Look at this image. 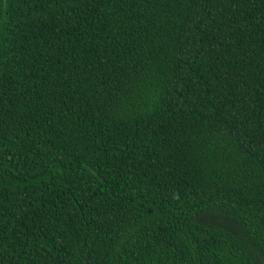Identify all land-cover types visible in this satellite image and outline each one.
Masks as SVG:
<instances>
[{
    "label": "trees",
    "instance_id": "trees-1",
    "mask_svg": "<svg viewBox=\"0 0 264 264\" xmlns=\"http://www.w3.org/2000/svg\"><path fill=\"white\" fill-rule=\"evenodd\" d=\"M0 264H264V0H0Z\"/></svg>",
    "mask_w": 264,
    "mask_h": 264
}]
</instances>
